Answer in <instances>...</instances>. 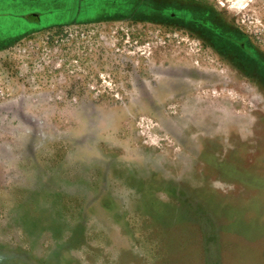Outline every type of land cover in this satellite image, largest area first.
I'll return each mask as SVG.
<instances>
[{
	"label": "rangeland",
	"instance_id": "obj_1",
	"mask_svg": "<svg viewBox=\"0 0 264 264\" xmlns=\"http://www.w3.org/2000/svg\"><path fill=\"white\" fill-rule=\"evenodd\" d=\"M114 1L0 0V264H264V0Z\"/></svg>",
	"mask_w": 264,
	"mask_h": 264
},
{
	"label": "trees",
	"instance_id": "obj_2",
	"mask_svg": "<svg viewBox=\"0 0 264 264\" xmlns=\"http://www.w3.org/2000/svg\"><path fill=\"white\" fill-rule=\"evenodd\" d=\"M77 2H78V5H74V7L73 8H78V7H82L83 5L82 4H80L81 2H83V1H85V0H76ZM71 2L72 3H74V0H71ZM94 2L97 4V6H95L94 8L96 9V10H98L102 5H105L104 7H103V9H106V8H108V6L107 5H109V6H112V7H114V8H117V9H120V12H123V8H124V6L121 4V2H119V1H114V0H94ZM82 5V6H81ZM94 5V4H93ZM85 6H86V3H85ZM90 7H93L92 5H90ZM97 12V11H96ZM135 13V12H134ZM88 14V13H87ZM86 13L84 14V15H87ZM117 13H113V14H110V16H112V15H116ZM31 15H33L34 16V18H30V16ZM36 15H38L39 16V18H40V15L41 14H39V13H35V14H29V15H26V16H24L25 17V19L28 21V22H37V21H40V20H38L37 19V17H36ZM109 16V15H108Z\"/></svg>",
	"mask_w": 264,
	"mask_h": 264
},
{
	"label": "bare ground",
	"instance_id": "obj_3",
	"mask_svg": "<svg viewBox=\"0 0 264 264\" xmlns=\"http://www.w3.org/2000/svg\"><path fill=\"white\" fill-rule=\"evenodd\" d=\"M169 63V62H168ZM176 63H177V61H176ZM180 64H182V63H180ZM155 68V67H154ZM159 68V67H158ZM169 68V67H168ZM167 68V69H168ZM163 71V70H162ZM166 71V70H165ZM165 71H163V72H165ZM169 75V74H168ZM183 79V78H182ZM198 88V86H193L192 88H189V90L188 91H186V92H184V93H177L179 90H177V92H173L174 93V95H175V97H178L179 95H181V96H183V95H186V94H190L192 91H195L196 89ZM198 122V121H197ZM195 124H197L196 122H195ZM197 125H199V124H197Z\"/></svg>",
	"mask_w": 264,
	"mask_h": 264
},
{
	"label": "water",
	"instance_id": "obj_4",
	"mask_svg": "<svg viewBox=\"0 0 264 264\" xmlns=\"http://www.w3.org/2000/svg\"><path fill=\"white\" fill-rule=\"evenodd\" d=\"M36 17H37V19H38V20H40V18H39V16H38V15H36ZM30 18H34V16H33V15H31V16H30Z\"/></svg>",
	"mask_w": 264,
	"mask_h": 264
},
{
	"label": "flooded vegetation",
	"instance_id": "obj_5",
	"mask_svg": "<svg viewBox=\"0 0 264 264\" xmlns=\"http://www.w3.org/2000/svg\"><path fill=\"white\" fill-rule=\"evenodd\" d=\"M173 17H175V16H173ZM225 39H226V40H229V38L227 39L226 37H225Z\"/></svg>",
	"mask_w": 264,
	"mask_h": 264
}]
</instances>
